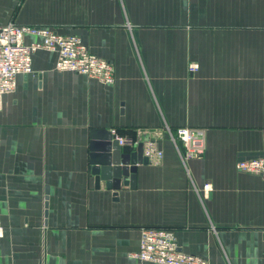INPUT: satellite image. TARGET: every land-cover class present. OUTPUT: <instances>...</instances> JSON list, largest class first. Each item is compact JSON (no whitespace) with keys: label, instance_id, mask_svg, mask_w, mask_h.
<instances>
[{"label":"crops","instance_id":"1","mask_svg":"<svg viewBox=\"0 0 264 264\" xmlns=\"http://www.w3.org/2000/svg\"><path fill=\"white\" fill-rule=\"evenodd\" d=\"M13 16L78 36L114 81L38 51L2 97L0 264H130L142 226L209 264H264V176L235 167L264 153V0H20ZM166 127L204 130L202 154L182 163ZM93 129L163 157L114 197L88 172Z\"/></svg>","mask_w":264,"mask_h":264},{"label":"built area","instance_id":"2","mask_svg":"<svg viewBox=\"0 0 264 264\" xmlns=\"http://www.w3.org/2000/svg\"><path fill=\"white\" fill-rule=\"evenodd\" d=\"M38 51L55 54L53 68L56 71L74 72L104 85L114 81L112 64L91 53L78 36L63 35L50 27L19 24L10 20L0 26V108L2 97L14 92L17 78L32 74V56ZM196 69L195 64L188 66L191 73ZM165 131L182 163L202 154L204 130L190 127L171 130L166 127ZM116 140L120 146H135L138 143L137 138L132 137H116ZM142 144L148 163L159 164L163 152L156 140L148 137ZM235 167L245 173L264 176V153L240 160ZM203 190L209 191L208 184L203 185ZM138 233V247L128 255L130 264H209L199 255L180 251L173 230L142 226L138 228Z\"/></svg>","mask_w":264,"mask_h":264},{"label":"water","instance_id":"3","mask_svg":"<svg viewBox=\"0 0 264 264\" xmlns=\"http://www.w3.org/2000/svg\"><path fill=\"white\" fill-rule=\"evenodd\" d=\"M89 137L88 172L93 176L94 188L104 183L114 197L122 187L134 189L137 166L148 164L142 142L135 145L134 151L122 152L115 135L108 130L93 129Z\"/></svg>","mask_w":264,"mask_h":264},{"label":"rangeland","instance_id":"4","mask_svg":"<svg viewBox=\"0 0 264 264\" xmlns=\"http://www.w3.org/2000/svg\"><path fill=\"white\" fill-rule=\"evenodd\" d=\"M19 3H20V0H0V23L6 22V20L10 18L12 15L17 16ZM8 7H10V10H6ZM1 227H2V235H3V226L1 225Z\"/></svg>","mask_w":264,"mask_h":264}]
</instances>
